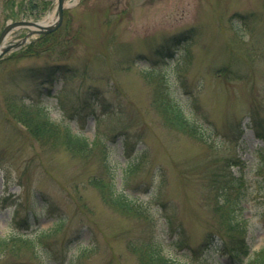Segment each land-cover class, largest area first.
Returning a JSON list of instances; mask_svg holds the SVG:
<instances>
[{
	"label": "rangeland",
	"instance_id": "obj_1",
	"mask_svg": "<svg viewBox=\"0 0 264 264\" xmlns=\"http://www.w3.org/2000/svg\"><path fill=\"white\" fill-rule=\"evenodd\" d=\"M56 6L0 0V32L10 22L55 16ZM56 31L58 54L68 52L62 60L29 56L26 44L0 61V236L58 229L35 253L16 247L0 264H141L133 250L151 240L183 259L172 246L177 230L192 247L210 238L204 257L211 264H252L264 248L258 185L264 140L250 128L254 112L264 117V0H67ZM26 32L14 30L7 45ZM70 40L71 47L64 45ZM56 63L65 75L53 87L27 75ZM149 71L165 75L183 104H196L210 143L167 124ZM40 87L50 94L39 99ZM17 100H42L56 121L70 122L90 141L102 138L117 165V187L148 206L155 224L106 204L90 184L102 174L100 160L36 140L9 112ZM127 143L139 167L125 182ZM236 156L247 165L249 194L237 212L252 252L242 263L234 255L239 234L227 233L209 186L212 171L229 168L226 158ZM165 215L175 221L168 232Z\"/></svg>",
	"mask_w": 264,
	"mask_h": 264
},
{
	"label": "trees",
	"instance_id": "obj_2",
	"mask_svg": "<svg viewBox=\"0 0 264 264\" xmlns=\"http://www.w3.org/2000/svg\"><path fill=\"white\" fill-rule=\"evenodd\" d=\"M58 31L42 35L26 49V54L29 56L41 57L47 56L53 59L62 60L68 56V52L57 51L56 43ZM72 41H65L64 45L71 47ZM63 44V43H62ZM67 53V54H66ZM61 62V61H60ZM65 66L63 64H50L44 67L29 69L27 75L33 78L42 80L40 82L44 87L51 85L52 87L58 82L61 77L65 75ZM147 81L154 84V103L162 112L167 124L186 134L190 137L202 141L206 144L210 143L211 131L199 124V108L193 102L183 104L179 97L176 96L173 87L167 81L165 75L155 71H149L145 75ZM37 90L38 98H44L50 94L49 90L45 93L43 88ZM20 102V103H19ZM9 112L14 119L23 124L29 132L44 145H59L73 157L83 160H100L102 167V174L100 176H93L90 184L97 188L101 194L103 201L115 208L116 210L137 219H144L155 224L153 215L150 214L148 206L133 198L126 193L124 189H119L115 183L117 175V165H115L111 158V149L102 138H97L95 141H90L86 136L74 131L73 125L66 120L60 122L56 121L47 106L43 105L42 100L38 102L26 103L23 100H17L16 104L8 105ZM188 112V113H187ZM250 128L255 131L257 137L264 139V117L262 118L258 112H254L251 116ZM239 130V129H238ZM238 139V137H237ZM127 152V163L124 172V181L137 172L139 162L132 157L133 147L130 144H125ZM264 148L258 150V153L264 158ZM229 168H223L222 171L216 169L212 171L211 182L209 184L210 191L214 195L216 214L221 216L222 222L227 226V233H235L233 242L238 246L235 248L234 255L242 263L243 258L251 256L250 246L245 242L247 226L241 225L238 219L237 212L242 210L243 200L249 194L247 192V165L240 157L226 158ZM264 161V160H263ZM263 161L261 163H263ZM231 167H238V173H234ZM262 176L258 181L260 195L262 197L260 216L264 217V167L261 168ZM150 211V212H149ZM164 221L168 229H174V218L170 215L164 216ZM244 224V223H243ZM57 227L51 229L50 232H40L35 237H30L25 234L12 233L8 236H0V256L4 255L9 250L26 248L32 253H35L40 244L51 233L57 231ZM176 240L172 246L182 250L183 259H176L168 257L164 251L162 241L151 240L150 243L142 244V248H135L140 257L141 264H211L204 255L206 251L212 247L210 238H206L202 243L196 247L185 243L182 238L181 230L175 231ZM174 238L175 236L172 235ZM41 241V243L39 242ZM235 246V245H233ZM252 264H264V248L258 252L256 257L252 260Z\"/></svg>",
	"mask_w": 264,
	"mask_h": 264
},
{
	"label": "water",
	"instance_id": "obj_3",
	"mask_svg": "<svg viewBox=\"0 0 264 264\" xmlns=\"http://www.w3.org/2000/svg\"><path fill=\"white\" fill-rule=\"evenodd\" d=\"M64 3H65V0H58V5H57L58 18H57V21L52 25L44 26L37 22H30V21H19V22L7 24L0 34V60L10 50L20 47L21 45L25 44L32 35L48 34L54 31L57 27H59V25L62 23V20H63ZM31 26L36 27L37 30H32L30 28ZM17 27H24L28 29V33L20 41L10 44L9 46H5L4 43H5L7 36L11 33V31H13V29Z\"/></svg>",
	"mask_w": 264,
	"mask_h": 264
},
{
	"label": "bare ground",
	"instance_id": "obj_4",
	"mask_svg": "<svg viewBox=\"0 0 264 264\" xmlns=\"http://www.w3.org/2000/svg\"><path fill=\"white\" fill-rule=\"evenodd\" d=\"M56 17L53 14H49L44 20H41V25H47L50 23H53L55 21Z\"/></svg>",
	"mask_w": 264,
	"mask_h": 264
}]
</instances>
